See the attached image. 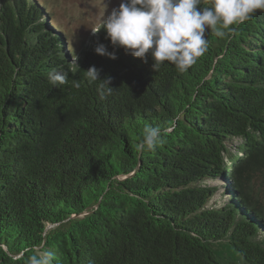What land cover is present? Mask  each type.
<instances>
[{
	"label": "trees",
	"instance_id": "16d2710c",
	"mask_svg": "<svg viewBox=\"0 0 264 264\" xmlns=\"http://www.w3.org/2000/svg\"><path fill=\"white\" fill-rule=\"evenodd\" d=\"M39 1L0 0V264L25 248L54 264H264V11L223 38L206 29L179 72L96 54L114 50L104 28L66 45ZM53 69L68 82L53 87ZM146 125L164 132L154 151L137 147ZM220 176L228 197L210 207L203 181Z\"/></svg>",
	"mask_w": 264,
	"mask_h": 264
},
{
	"label": "clouds",
	"instance_id": "9594fccd",
	"mask_svg": "<svg viewBox=\"0 0 264 264\" xmlns=\"http://www.w3.org/2000/svg\"><path fill=\"white\" fill-rule=\"evenodd\" d=\"M201 3L202 0H121L103 19L101 27L92 29L96 33L104 28L114 50L109 51L105 44L98 43L94 51L115 60V49L123 48L144 62L150 56L155 70L167 61L179 72H185L207 51L206 29L223 38L235 31L232 26L243 24L256 10L264 11V0H209L210 6L206 7ZM75 61L71 63L77 65ZM67 75L55 69L47 74L53 87L66 84ZM86 78L90 83L103 81L98 86L100 99L113 90L110 80L101 79L95 66L86 70ZM141 135L137 145L140 151H154L164 142V132L158 126L146 125ZM25 254H28L26 264H54L56 258L55 252L42 248H25L9 258L18 264Z\"/></svg>",
	"mask_w": 264,
	"mask_h": 264
},
{
	"label": "rangeland",
	"instance_id": "374dc122",
	"mask_svg": "<svg viewBox=\"0 0 264 264\" xmlns=\"http://www.w3.org/2000/svg\"><path fill=\"white\" fill-rule=\"evenodd\" d=\"M41 1V0H40ZM39 1V2H40ZM45 18L47 26L57 30L62 26L60 33L66 45L81 49L90 43L94 34L93 30L98 29L110 14L112 8L118 7L121 0H46ZM93 29V30H92ZM240 139L233 138L228 142L232 152L237 150ZM261 182V177L256 180V185ZM227 181L223 177L206 179L203 184L216 187L214 195L209 199L208 206L220 207L227 199L224 193ZM84 214V213H83ZM81 214V215H83ZM80 215V216H81ZM48 227H50L48 225Z\"/></svg>",
	"mask_w": 264,
	"mask_h": 264
}]
</instances>
